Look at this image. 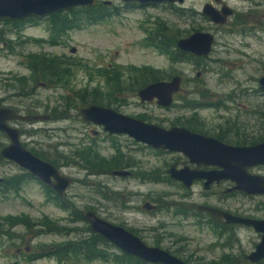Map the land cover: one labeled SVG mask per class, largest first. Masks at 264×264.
I'll return each mask as SVG.
<instances>
[{
	"label": "rangeland",
	"instance_id": "obj_1",
	"mask_svg": "<svg viewBox=\"0 0 264 264\" xmlns=\"http://www.w3.org/2000/svg\"><path fill=\"white\" fill-rule=\"evenodd\" d=\"M207 3L218 10L226 5L233 14L224 24L214 23L201 14ZM96 4H104L115 12L94 24L81 22L79 27L57 36L51 34L49 16L18 24L0 20V105L22 113L51 116L48 120L14 122L22 130V144L32 153V149L45 152L56 160L53 165L72 177L64 198L72 202L73 210H92L102 219L133 231L146 244L160 246L190 264H226V254L233 257L231 264H250L244 260V254L259 241L258 232L240 226L233 228L236 239L229 240L228 233L220 237L206 219L200 222L190 216L194 204L218 200L216 194H204L199 183L187 189L170 178L167 169L176 161H187L184 155L160 152L127 134H109L101 125L83 121L79 111L89 104L79 103L77 94H106L111 90L109 79L116 74L120 78V92L107 107L117 112L163 127L181 126L193 112L182 104L195 100L205 104L196 112L207 134L234 125L240 136L228 132L225 139H253L264 131V92L258 84L264 72V0H185L182 4L145 6H128L121 0H96ZM178 7L191 9L193 17H178L174 12ZM157 21L188 31L185 36L194 31L211 33L214 38L210 53L197 62L175 63L167 50L148 41ZM35 55L55 58L58 72H63L67 82L32 80L28 61ZM145 66L165 75L182 76L181 90L170 107H160L155 100L141 103L131 90L129 78ZM105 96L107 102L109 98ZM64 111L62 117L60 112ZM24 130L29 133H23ZM7 143L0 132V148ZM85 148L96 150L104 159L119 157L124 165L119 169H127L131 175H93L74 154L76 149ZM250 171L264 174V165ZM24 172L0 158V177H18ZM98 187L109 191L108 200L98 195ZM145 202L155 208L144 209ZM222 203L233 211L264 218L263 196L246 198L234 194ZM69 214L31 176L19 184L16 192L2 193L0 189V264H125L113 259L111 253L121 252L115 245L104 259L74 256L63 261L48 252L73 235L49 231L42 225L44 220L67 226ZM6 219L29 220L30 224H10ZM84 221L74 226L83 228ZM38 229H42L41 233ZM257 264H264V258Z\"/></svg>",
	"mask_w": 264,
	"mask_h": 264
},
{
	"label": "water",
	"instance_id": "obj_2",
	"mask_svg": "<svg viewBox=\"0 0 264 264\" xmlns=\"http://www.w3.org/2000/svg\"><path fill=\"white\" fill-rule=\"evenodd\" d=\"M121 1L124 4L145 6L163 2L182 4L185 0ZM94 3L95 0H0V20L21 21L28 18H45L74 7H91ZM232 12V9L226 5L218 10L209 3L204 4L201 9V14L218 24H224ZM213 38L209 32L194 31L180 37L176 46L185 53L201 58L210 53ZM258 83L264 92V72L260 75ZM181 84L182 76L175 74L168 80H158L140 88L137 96L141 103L155 100L158 106L167 108L172 105L173 95L180 90ZM79 113L83 121L101 125L109 134H127L134 140L155 149L179 152L190 163H196L195 168L177 169L175 165H172L168 169L170 178L180 181L185 187H189L195 179L199 178L206 180V188L214 180L228 179L235 183L234 189L248 194L264 195V175L248 172L249 167L264 165V140L250 145H229L184 126L173 125L166 128L99 104L82 107ZM50 117L49 114H27L14 107L0 105V132L8 139V143L0 148V156L52 189L59 197H64L72 183V177L63 174L52 163L26 149L21 142L22 130L13 124L14 122L48 120ZM200 164L218 165L221 170L202 171L198 169ZM110 174L127 177L130 172L127 169H115ZM2 181L3 178L0 177V183ZM143 208L152 210L155 205L145 202ZM199 210L207 211L214 221L221 222L224 218V223H237L260 233L259 241L245 257L251 262H258L264 258V219L238 217L210 206H199ZM82 217L92 232L106 238L121 252L132 254L149 263L190 264L160 246L146 244L130 230L102 219L92 210L83 212Z\"/></svg>",
	"mask_w": 264,
	"mask_h": 264
},
{
	"label": "trees",
	"instance_id": "obj_3",
	"mask_svg": "<svg viewBox=\"0 0 264 264\" xmlns=\"http://www.w3.org/2000/svg\"><path fill=\"white\" fill-rule=\"evenodd\" d=\"M128 6H134V5H128ZM115 11H113L110 7L105 6L104 4H98L91 7H77L72 8L67 11L54 13L49 16L50 18V29L51 34L53 36L60 35L61 33L66 32L69 29H73L76 27H79L81 25V22L85 24H94L99 21H102L108 17H111L114 14ZM174 12L177 14L178 17L186 16V17H193L194 12L189 9L185 10L184 8L178 7L174 9ZM26 20V19H25ZM7 23L12 24H18L24 20L16 21V20H2ZM30 21H34L33 19H30ZM156 26L154 30H152L149 33L148 41L154 45L156 48L160 50H164L168 52L171 56L173 61L176 62H182L184 60L186 61H199L201 58L195 57L194 55L190 53H185L181 50H179L176 46L177 40L180 37L185 36L186 32H182L179 29H174L173 25H169L168 22L165 21H157ZM172 30V31H171ZM172 32V36H167L166 32ZM28 68L31 71V79L36 80L37 78H40L43 81H46L47 83H63L67 82L66 76L63 74V72L59 73V65L56 64L55 58L52 57H46L44 55H35L31 57L28 61ZM178 74V73H174ZM173 74L165 75L163 71H159L157 69H154L152 67H142L138 69V72L136 76H134L132 79L129 78L130 85L133 87L131 89L133 92H136L146 86L149 83L163 80L166 78H169ZM21 79H25L24 77ZM110 91L104 94L103 92L97 91V92H90L87 91V93L83 94L82 92L80 94H77V101L81 104H99L109 106V104H112L111 100L112 98H115L116 93L120 92V78L115 74V76L110 77ZM22 83V82H21ZM22 85V84H21ZM22 87V86H21ZM109 98L107 102L104 101V97ZM69 102V100H67ZM105 102V103H104ZM203 103L197 102L195 100H189L187 102H184L182 106L186 109H189L190 111H193L189 116L185 117V121L181 122L182 125H185L187 127H190L192 130L206 133V131L203 130V123L202 120L197 115L196 109L203 107ZM70 106V103L69 105ZM17 110V109H16ZM61 115H65L64 112H60ZM60 115V114H59ZM62 117H65L62 115ZM24 132H28L29 130H24ZM239 142V141H238ZM256 142L255 139L250 140V143ZM32 151L39 156L40 158L44 160H52V164L56 165V160H53L49 158L45 152L43 151H37L36 149H32ZM75 157L80 159L83 163H85L86 168L91 171L93 175H103L111 173L112 170L119 169L124 167L122 164V159L119 157H113L109 159H104L96 150L89 149H76L74 151ZM57 157L60 159L62 158V155L56 154ZM1 160H4L0 156ZM54 165V166H55ZM30 176L26 171L21 176L15 177L11 176L8 179H6V185L4 188H1V192L5 193L7 191H13L16 192L18 190L19 184L22 183L23 180L26 179V177ZM104 189V190H103ZM45 190L48 192L49 195H51L52 200L59 205L60 208L63 210L69 211V218H68V225H59L57 222L52 220H44L43 226L46 229H49V231L59 234V235H73L72 238L59 243V245L55 246L51 250H48V252L53 253L57 259L59 260H69L71 257H77V258H83L85 260H93V259H104L107 258L111 252L112 247H114V244L109 242L106 238H103L97 233H94L91 231L88 223L84 221L81 212L78 210H73V204L70 201L65 200L64 197H59L57 194H55L51 189L45 186ZM108 190H106L103 187H98V195L101 196L103 199H109L108 198ZM6 221L10 224L12 223H19L24 225H29V220H8ZM17 221V222H13ZM84 221L83 228L74 226L80 222ZM210 226L216 230L211 224ZM42 229H38V233H41ZM228 239L233 238L236 239L233 235L234 231L233 228H229L228 231ZM220 236V234H219ZM230 240V239H229ZM229 244V242H228ZM113 259L125 263V264H146L145 261L140 259L137 256H134L129 253L125 252H119V253H111ZM233 260V257L230 254L225 255V262L226 264H231ZM246 261V259H244ZM186 261V260H185ZM153 264H161V263H153Z\"/></svg>",
	"mask_w": 264,
	"mask_h": 264
},
{
	"label": "flooded vegetation",
	"instance_id": "obj_4",
	"mask_svg": "<svg viewBox=\"0 0 264 264\" xmlns=\"http://www.w3.org/2000/svg\"><path fill=\"white\" fill-rule=\"evenodd\" d=\"M94 5H97L96 4V0H95V3L92 5V6H94ZM129 5H134V4H129ZM134 6H136V5H134ZM82 7H86V6H82ZM233 14V13H232ZM231 14V15H232ZM230 15V16H231ZM30 19H33L34 21L36 20V18H28V19H26V20H30ZM39 19V18H38ZM173 76V75H172ZM171 77V76H170ZM169 77V78H170ZM169 78H166V79H163V80H168ZM259 79V78H258ZM259 84V83H258ZM260 87V86H259ZM180 90H181V88H180ZM179 90V91H180ZM178 91V92H179ZM178 92H176L174 95H173V100H174V97L176 96V94L178 93ZM178 126H180V125H178ZM181 126H184V127H186V128H188V129H190V130H192L190 127H187V126H185V125H181ZM171 127V126H170ZM235 126L234 125H229V127H226V128H218L219 130H218V132L216 133V134H207L208 132H206V133H202V132H198V131H195V130H192V131H194V132H197V133H200V134H204V135H207V136H212V137H214V138H216V139H218L219 141H221V142H223V143H226V144H229V145H235V146H241V145H250V144H254V143H258V142H260V141H263L264 140V131L260 134V135H255V136H253L254 138L253 139H255L256 140V142H254V143H250V140L249 141H246V140H241L240 138V140L239 139H237V140H230V139H225L226 138V136H228V134L229 133H232L233 134V136H235V137H239L240 135V132H237L236 131V128H234ZM166 128H169V127H166ZM230 131H232V132H230ZM229 132V133H228ZM253 139H251V140H253ZM239 141V142H238ZM148 146V145H147ZM151 147V146H150ZM158 150V149H157ZM158 151H160V152H170V151H168V150H158ZM176 153H179V152H176ZM183 155V154H182ZM185 157V156H184ZM188 163H190L189 161H188V159H187V161L186 160H182V161H180V162H178V161H176V162H174L173 164H171L170 165V167L172 166V165H175L176 166V168L177 169H180V168H183V167H189V168H195L197 165H196V163H190V164H188ZM260 166H262V165H258V167H260ZM169 167V168H170ZM253 167H255V166H252V167H249L248 168V172L249 173H251V174H256V173H252L251 171H250V169L251 168H253ZM168 168V169H169ZM168 169H167V173H168ZM198 169L199 170H202V171H218V170H221V167L220 166H218V165H208V164H200L199 166H198ZM130 172V171H129ZM130 175H131V172H130ZM129 175V176H130ZM257 175H264V174H257ZM3 178V177H2ZM177 181V180H176ZM181 186H183V187H185L180 181H177ZM205 182H206V180L205 179H201V178H199V179H195L193 182H192V184L189 186V187H185V188H187V189H189V188H191L193 185H195V184H197V183H199V184H201L202 185V187H203V189H204V194H206V195H208V193L210 192V193H213L212 195H214V194H216L217 195V200H218V202H216V203H209V201L208 200H206V202H203V203H199V204H194L193 205V212H191L190 213V216H193V217H196V218H198V221H200V222H202V221H204V219H206L207 220V223H209V224H211L215 229H216V231H217V233H219L220 234V237H222L223 236V234H225V233H227V231H228V229L229 228H237V227H240V226H243V225H240V224H237V223H224L223 221L225 220L224 218H222L221 219V222H218V221H214L213 219H212V217L210 216V214L207 212V211H201V210H199V206H210V207H213V208H215V209H217V210H219V211H222V212H225V213H229V214H232V215H235V216H238V217H244V218H254L253 216H251V215H248V214H243V213H241V212H239V210H231L230 208H228L227 207V205H225V204H223L222 203V201L224 200V199H226L227 197H229V196H232V195H234V194H239V195H242V196H246V198H248V197H252V196H255V195H258V194H248V193H246V192H244V191H241V190H237V189H234L233 187H234V185H235V183L233 182V181H231V180H228V179H221V180H219V181H217V180H214V181H212L209 185H208V187L206 188L205 187ZM6 179L5 178H3V181L0 183V189L1 188H4V186L6 185ZM50 189V188H49ZM52 190V189H51ZM53 191V190H52ZM54 192V191H53ZM216 195H214V196H216ZM260 196H263L264 197V195H260ZM84 212V211H83ZM83 212H81V215L83 214ZM186 215H188V213L186 214ZM201 218V219H200ZM254 219H264V218H254ZM243 227H245V226H243ZM131 231V230H130ZM132 233H133V231H131ZM134 234V233H133ZM260 234V233H259ZM135 235V234H134ZM233 235H234V233H233ZM257 243V242H256ZM255 246V245H254ZM249 252V251H248ZM247 252V253H248ZM247 253H245L244 254V259H246V257H245V255L247 254ZM263 259H261V260H259L258 262H251V261H249L248 259H246V261H248L250 264H257V263H261V261H262Z\"/></svg>",
	"mask_w": 264,
	"mask_h": 264
}]
</instances>
